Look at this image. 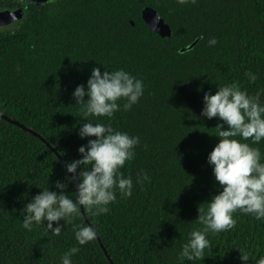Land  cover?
Returning <instances> with one entry per match:
<instances>
[{"label":"trees","instance_id":"16d2710c","mask_svg":"<svg viewBox=\"0 0 264 264\" xmlns=\"http://www.w3.org/2000/svg\"><path fill=\"white\" fill-rule=\"evenodd\" d=\"M12 2H19L21 18L0 29V114L22 127L0 118V264H59L72 246L79 249L72 264H255L264 255V219L239 210L231 228L207 235L202 257L189 261L179 253L189 232L202 227L198 206L220 190L207 154L221 121L201 114L204 91L214 94L235 81L249 94L260 91L264 102V0ZM144 7L163 19L169 37L147 27ZM213 35L215 44L207 43ZM93 67L122 68L143 83L137 102L110 120L114 129L139 137L133 159L120 169L133 180L131 194L116 191L102 215L81 206L70 223L59 221L58 235L43 223L27 230L24 205L40 188L58 191L53 181L65 182V162L95 139L80 138L79 123L109 122L84 117L71 95ZM255 146L264 159V138ZM141 169L149 179L137 184ZM77 183L73 177L65 193L71 196ZM80 223L96 229L84 245L73 236L72 225ZM240 250L248 261H240Z\"/></svg>","mask_w":264,"mask_h":264},{"label":"clouds","instance_id":"9594fccd","mask_svg":"<svg viewBox=\"0 0 264 264\" xmlns=\"http://www.w3.org/2000/svg\"><path fill=\"white\" fill-rule=\"evenodd\" d=\"M215 42L214 35L207 40L209 44ZM245 75L250 82L257 78L251 71ZM142 94V80L122 68L102 72L99 67H93L86 85L75 86L71 95L82 115L107 117L109 122L84 120L79 123L78 136L95 139H88L86 144L79 145V157L65 162V182L53 181L58 191H50L47 186L39 187L41 191L24 205L21 210L23 228L31 230L34 223H43L46 231L51 230L52 234L58 235L62 228L59 221L70 223L74 215H79L81 206L93 215H102L115 201L116 191L124 196L131 194L133 180L120 169L126 161L133 159L139 137L114 129L110 120L114 112L128 110ZM202 100L201 114L205 118L217 117L221 121L214 127L218 142L207 154V163L211 165L220 190L198 206L196 221L202 227L189 232V239L181 245L179 253L180 258L189 261L202 257L204 250L210 247L207 235L235 224L232 214L236 210L252 214L257 220L264 219V159L255 146L264 138V102L260 100V91L249 94L233 81L218 85L214 94L204 91ZM68 173L73 175L68 176ZM73 177L78 183L70 196L64 189ZM148 179L141 169L136 183L141 184ZM53 222H56L55 226ZM72 228L79 245L96 236L94 225L80 223L73 224ZM78 251L76 246L69 248L60 257L59 264H72L71 257ZM239 259L241 262L248 261V253L240 250ZM255 264H264V255L255 259Z\"/></svg>","mask_w":264,"mask_h":264},{"label":"water","instance_id":"95a60500","mask_svg":"<svg viewBox=\"0 0 264 264\" xmlns=\"http://www.w3.org/2000/svg\"><path fill=\"white\" fill-rule=\"evenodd\" d=\"M141 11V18L147 25L149 29H151L153 32L158 34L161 37H169L170 36V29L169 27L164 23L163 19L159 17V15L155 12L154 9L150 7H144ZM21 18V9L17 8L13 11L11 10H4L0 11V26H5L10 23H12L15 20H18ZM195 44V41L190 43L188 46H185L180 49V52H185L193 47ZM0 118L5 119L6 121L10 122L13 125H16L18 127H22V124L18 123L15 120H12L8 118L7 116L0 114ZM30 132H32L30 130ZM33 133V132H32ZM34 135H37L36 133H33Z\"/></svg>","mask_w":264,"mask_h":264},{"label":"flooded vegetation","instance_id":"af4514ba","mask_svg":"<svg viewBox=\"0 0 264 264\" xmlns=\"http://www.w3.org/2000/svg\"><path fill=\"white\" fill-rule=\"evenodd\" d=\"M12 0H6V3H5V5L3 6V7H0V11H4V10H11V11H13V10H15V9H17L18 7H19V2L18 3H16V2H12ZM12 23L11 24H8V25H6V26H0V29L1 28H9V27H12Z\"/></svg>","mask_w":264,"mask_h":264}]
</instances>
